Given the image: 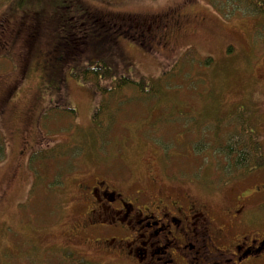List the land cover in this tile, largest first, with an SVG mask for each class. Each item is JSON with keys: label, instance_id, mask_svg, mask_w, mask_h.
<instances>
[{"label": "rangeland", "instance_id": "374dc122", "mask_svg": "<svg viewBox=\"0 0 264 264\" xmlns=\"http://www.w3.org/2000/svg\"><path fill=\"white\" fill-rule=\"evenodd\" d=\"M39 1L44 5L56 0H26L30 5ZM2 2L7 1L0 0V15L6 8ZM94 6L120 15L119 22L112 21L114 31L125 30L118 25L122 22L145 26L148 38L156 30L163 31L176 10L189 18L168 49L160 45L148 49L147 44L141 46L140 37L135 42L126 37L117 42L112 37L107 41L102 36L94 38L109 48L102 57L112 66L120 65L130 78L151 83L153 91L140 95L128 90L102 97L106 94L95 89L93 76L78 78L85 56L92 55V41L79 52L78 61L68 59L55 78L58 83L48 91L46 83L43 98L30 104L31 88L42 79L35 69L48 72L44 61L51 57L35 53H45L53 38L47 35L45 42L34 41L28 48L29 76L11 98H5L6 88L0 89V129L7 144L6 151L0 150L4 154L0 158V264H85L66 246L72 219L67 220L72 213L68 200L78 193L76 181L89 175L134 186L146 184L149 171L156 168L157 175L168 182V177L186 179L193 189L188 193L211 197L218 209L244 189L264 183V165L227 176V169L222 170L227 162L215 157L214 148L210 150L218 141L214 117L230 114L218 135L226 141L234 128L231 119L241 111L260 135L264 150V17L246 13L244 8L236 10L238 6L227 0H88V8ZM46 15V11L41 13L44 19ZM34 32L33 27L29 29L30 34ZM14 63L13 58L1 57L0 77L11 76ZM158 77L165 78L157 81ZM103 100L108 107L104 112L113 118L109 121L101 111L99 123L94 124ZM50 101L53 109L42 115ZM27 108L23 117L21 112ZM2 110L7 113L2 115ZM41 115L38 125L36 117ZM36 145L40 146L35 151H46L42 158L30 152ZM205 164L212 166L208 169L212 177L206 174ZM249 264H264V259Z\"/></svg>", "mask_w": 264, "mask_h": 264}, {"label": "flooded vegetation", "instance_id": "af4514ba", "mask_svg": "<svg viewBox=\"0 0 264 264\" xmlns=\"http://www.w3.org/2000/svg\"><path fill=\"white\" fill-rule=\"evenodd\" d=\"M185 18L181 12H174L172 21L166 18L172 22L169 30L165 26L150 47L168 49ZM128 31L148 45L157 39L148 38L142 26H128L125 37ZM37 86L27 98L30 104L41 100L36 93L32 97ZM168 178L159 177L155 168L146 184L134 186L106 176L76 181L78 193L68 200L72 213L67 221H72L66 246L85 264H249L264 259V253L257 254L264 238L263 183L218 209L211 197L188 193L193 189L186 179Z\"/></svg>", "mask_w": 264, "mask_h": 264}, {"label": "trees", "instance_id": "16d2710c", "mask_svg": "<svg viewBox=\"0 0 264 264\" xmlns=\"http://www.w3.org/2000/svg\"><path fill=\"white\" fill-rule=\"evenodd\" d=\"M6 1L7 2L5 3H1L2 5H5L6 8L4 9L5 12L0 15V53L3 54L2 56H5L6 58H13L15 63L13 70L14 74L9 77L0 79L1 88L3 87L4 83H8V85L13 82L19 83V79L21 80L24 71L29 68L30 50L28 48H31L34 41L42 40L43 42H45L44 38L48 35L53 38V40L50 42L49 49L45 53L44 50H39V52L37 50L35 53V56L37 57L38 54L47 53H50L51 56H48V58L44 61V63L47 62L46 64L48 72L41 68L35 69L40 71L42 77V79L38 82L39 86H37V89L35 88V91L32 93V95L36 93L35 97H37V100L43 98V95L41 96V87L44 88L46 83H48L46 85V89L54 87L58 83L57 79L55 78L62 74L64 65L66 63H69L67 62L68 59L72 57L73 60L78 61V59L81 58L80 56L82 54L79 52H82L88 46H90L92 41L93 43L90 52L92 55L85 56L87 58V61L85 63H82L81 68L77 70V76L80 79L84 80V77L87 74L93 76V78L97 80L95 89L100 91L102 94H106V96L104 97H109V95L116 92L117 95L123 94L122 91L125 94V92L128 90H132L139 95L140 93H143L145 91H147L148 93L153 91V88H151V83L149 81L130 78L131 75L125 73L120 65H118L117 67L112 66L106 60V58L102 57L103 52L108 51L109 48H105L104 42H100L102 39L94 40V38L102 36L105 41H107L106 39L112 37V40L117 42L116 36H125L124 33L114 31L116 29L114 28L115 26H111L112 21L119 22V14L113 13L112 11L101 6H94V8L89 9L88 0L46 1L43 2L45 3L44 5H42L40 1L38 3L34 2L31 5L28 4L26 0ZM227 1H230L234 5L238 6L237 9L235 8L236 10L244 8V12L246 13H251L256 17H264V0ZM39 4L42 5V8L37 6ZM44 11L47 12L45 19L41 16V13H43ZM175 12L183 13L179 10H176ZM124 19L125 18H123L122 21ZM171 21L167 20V24H164V27L166 26L168 30L172 24ZM173 24L177 26L175 21ZM118 25L125 28L128 27L125 26L123 22ZM129 26L133 25L130 24ZM175 26L173 27L175 28ZM32 27L35 29L34 35L29 33V29H31ZM142 28L144 30L145 26H142ZM164 31L165 29L163 28V31L160 32L156 30V33L152 34V36L157 35V39H155L153 43H156L159 40ZM59 34L61 35L60 38H58ZM87 37L91 39L87 40ZM129 38H131L132 40H136L137 37L134 35H130ZM20 41L21 44L18 45ZM153 43L149 45L147 44L148 48H151L150 46H152ZM163 43L164 42H162V44ZM45 44L46 46L48 45V43ZM111 47L112 46H110V48ZM93 54L97 57L93 58ZM17 57H20L21 59H18ZM119 59L121 60V58ZM22 60L25 61V64L23 65L20 64V61L22 62ZM27 72L28 71H26V73ZM164 78L165 77H158V79L156 80L160 81ZM103 81H107V84L101 85L100 83ZM6 89H8V91H6L7 94L5 95V98L8 99L11 97L13 90H10L9 87H7ZM1 91H3V89H1ZM121 98L123 97H120V99ZM102 105L104 106H98L96 109L93 117L95 121L94 124L99 123V117L102 116L100 115L101 111L109 121H111V118H113L111 114H107L106 112H104V110L108 109V107L105 106L104 100L102 102ZM207 113L208 110H206V114ZM228 115L230 114H226L225 116L217 115L219 118H215L213 116L215 129H217V135L215 137L218 139V141L215 144L211 145L210 150L212 151L214 148L215 157L221 156L227 162L226 166L222 167V170L225 171L227 169L226 175L233 176L235 170H238L239 172L250 171L264 165V150L262 139L256 129L249 126V119L245 111H241L237 116L233 115V118L231 119V122L233 121L234 124L232 132L229 134V137H227L226 141L220 140L218 135L222 132L221 129H223L226 125L225 121ZM36 120L38 121L39 117H36ZM192 121L195 122V120ZM206 132L209 133L211 132V130ZM93 137L96 138L95 136ZM94 144L95 142L93 143V145ZM198 148L199 146H194L195 150ZM206 149L207 148H204L203 150ZM214 153L212 152L213 155ZM3 156L4 154L2 153V151H0V158H3ZM164 157L167 156L165 155ZM166 163L167 162L164 161V165H166ZM204 167H206L204 170L206 174H208V169L212 168V166L210 164H205ZM208 175L212 177L213 173Z\"/></svg>", "mask_w": 264, "mask_h": 264}, {"label": "water", "instance_id": "95a60500", "mask_svg": "<svg viewBox=\"0 0 264 264\" xmlns=\"http://www.w3.org/2000/svg\"><path fill=\"white\" fill-rule=\"evenodd\" d=\"M262 250H264V241H263V249Z\"/></svg>", "mask_w": 264, "mask_h": 264}]
</instances>
